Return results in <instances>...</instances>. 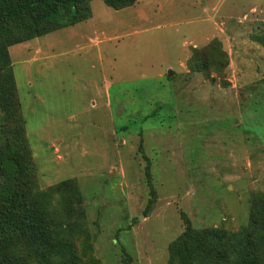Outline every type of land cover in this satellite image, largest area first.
Returning <instances> with one entry per match:
<instances>
[{
    "label": "rangeland",
    "instance_id": "obj_1",
    "mask_svg": "<svg viewBox=\"0 0 264 264\" xmlns=\"http://www.w3.org/2000/svg\"><path fill=\"white\" fill-rule=\"evenodd\" d=\"M81 6L86 19L7 47L22 24H0V197L16 191L36 235L67 243L47 251L18 219L2 246L50 264H212L208 240L264 206V0Z\"/></svg>",
    "mask_w": 264,
    "mask_h": 264
},
{
    "label": "trees",
    "instance_id": "obj_2",
    "mask_svg": "<svg viewBox=\"0 0 264 264\" xmlns=\"http://www.w3.org/2000/svg\"><path fill=\"white\" fill-rule=\"evenodd\" d=\"M85 1L88 0H0V24H22L23 29L21 36L13 40L5 38L6 47L86 19L89 10L85 6H81ZM101 1L104 5L114 9L128 6L133 2V0ZM6 55L7 51L1 49L0 59L3 63ZM7 85L13 88V81L9 75L7 76ZM6 171L9 170L6 169ZM0 198V264H50L49 256L45 252H42L39 259L35 254L23 257L21 252L11 256L7 246H2V235L5 236L7 233L13 232L18 219L20 229L28 231L30 237L37 236V238H32L35 239L34 244L46 246L47 251L51 252L52 249L60 246L65 247L67 243L59 238L57 241L51 242V239L46 240L44 237L36 235V224L41 222V213L34 205L33 208L26 206L16 191H6ZM250 218L235 232L222 234L220 238L226 241H215V237L208 240L207 250H204V254L212 264H264V240L261 239H264V228L261 233L259 232L261 224L264 225V206L260 211L250 210ZM67 255L70 256V253ZM181 264H197V262L190 256V258L184 257Z\"/></svg>",
    "mask_w": 264,
    "mask_h": 264
}]
</instances>
